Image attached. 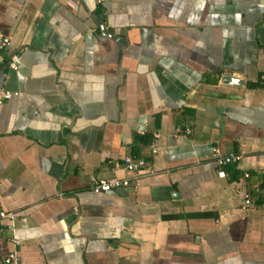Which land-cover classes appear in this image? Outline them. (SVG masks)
I'll return each mask as SVG.
<instances>
[{
  "label": "crops",
  "instance_id": "obj_1",
  "mask_svg": "<svg viewBox=\"0 0 264 264\" xmlns=\"http://www.w3.org/2000/svg\"><path fill=\"white\" fill-rule=\"evenodd\" d=\"M260 21L264 0H0V264L13 235L19 264H264V199L242 206L264 186ZM111 176L131 186L92 191Z\"/></svg>",
  "mask_w": 264,
  "mask_h": 264
},
{
  "label": "built area",
  "instance_id": "obj_2",
  "mask_svg": "<svg viewBox=\"0 0 264 264\" xmlns=\"http://www.w3.org/2000/svg\"><path fill=\"white\" fill-rule=\"evenodd\" d=\"M96 2L101 3L102 0H96ZM101 34L104 36L106 33L102 31ZM10 42H11L10 36L0 31V50L8 48ZM16 58L17 56L15 55L13 59ZM10 66L12 68L16 67L14 63H10ZM16 94H18V92L16 91H11L8 89L3 90L0 93V104H2L4 100L10 99L13 95ZM180 132H182L181 128L178 127L175 129V135H178ZM183 132L185 134H189L191 132L190 127H185L183 129ZM150 148H151V152L153 153L156 152L157 147H156L155 139H153L150 142ZM240 158H241V154L233 150L225 154L218 155L217 158L215 159L217 166L220 168L218 175L225 176L226 173L224 168L228 165L237 163ZM150 165H151L150 161L144 157H133L131 155H124L120 160H115L113 162V169H125L130 172H138L141 169L148 168ZM243 176L247 178L249 177V173L245 172ZM130 186H131V181L129 178L111 176L106 178L105 177L97 178L92 184L91 188L92 191L95 193H103V192L113 191L118 188H126ZM258 199H264V186L255 187L251 192L244 190L242 196V206L249 207L252 204H254ZM5 220L10 221L11 230H13V222L15 220V214L5 209L3 205L0 203V226L4 224ZM11 243L13 248L4 257V263L19 264L20 256L17 250V246L20 245L21 240L15 235H13L11 237Z\"/></svg>",
  "mask_w": 264,
  "mask_h": 264
},
{
  "label": "water",
  "instance_id": "obj_3",
  "mask_svg": "<svg viewBox=\"0 0 264 264\" xmlns=\"http://www.w3.org/2000/svg\"><path fill=\"white\" fill-rule=\"evenodd\" d=\"M257 28L259 29L261 40L264 41V21H260L257 23ZM105 32V31H104ZM118 41L121 43H124L122 37H118ZM221 81L223 83H241L242 81L236 77H233L232 75H222Z\"/></svg>",
  "mask_w": 264,
  "mask_h": 264
},
{
  "label": "trees",
  "instance_id": "obj_4",
  "mask_svg": "<svg viewBox=\"0 0 264 264\" xmlns=\"http://www.w3.org/2000/svg\"><path fill=\"white\" fill-rule=\"evenodd\" d=\"M248 85L249 87L263 86L264 80L260 79V80H257L256 82H250ZM136 141H142V142L149 143L151 141V135L149 134L136 135L134 138V143H136Z\"/></svg>",
  "mask_w": 264,
  "mask_h": 264
}]
</instances>
